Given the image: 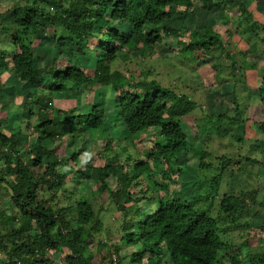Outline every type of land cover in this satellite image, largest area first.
<instances>
[{
    "label": "trees",
    "instance_id": "trees-1",
    "mask_svg": "<svg viewBox=\"0 0 264 264\" xmlns=\"http://www.w3.org/2000/svg\"><path fill=\"white\" fill-rule=\"evenodd\" d=\"M195 1L208 12L228 7L225 1L216 0H33L32 4H18L7 10L13 13L14 20L3 23L0 2V70L12 68V79L25 86L39 88L43 79L51 81L49 96L35 92L25 97L22 119L26 121L28 131L30 121H33L36 123L32 124L34 134L54 142L61 137L75 141L79 137L76 133L85 127L103 128L106 111L92 100L89 105L84 104L86 111L83 114H73L68 110L54 112L53 95L65 94L73 86L81 85L89 91L88 96L95 86L112 87L115 93L119 92L114 100L119 104L121 126L129 135L125 141L133 147L138 141L136 137L151 129L158 128L162 134L160 140L153 139L150 134L154 146L150 149L143 146L142 159L123 148L121 152L128 153L125 165L120 152L114 149V139L107 138L104 143L106 152H100V158H105L104 164L93 165V158L86 162V168H91L92 179L99 182L100 187L91 194L79 193L78 188L74 191L68 189L62 194L67 204L62 205L58 191L44 199L39 195V189L49 183L52 190L63 187L66 176L74 171L82 182L85 170L79 167V152L71 151L73 154L66 162L72 166L69 165L63 173H57L48 166L61 164L63 159L54 156L51 160L48 143L42 146L35 144L33 150L36 155H45L47 164L42 176H36L30 167L36 159L25 163L19 152L24 147L20 133L6 134L5 123L0 120V196L8 197L12 211L6 218L1 217L0 212V264H56L51 252H59L63 248L67 252L65 264H93L94 254L90 245L104 229L102 205L98 210L95 208L98 206L97 195H107L115 208L124 214L121 233L125 236L122 240L127 245L139 247L130 256L131 264H143L145 255L155 253L162 257L167 254L169 264H254L255 261L264 264V253L253 250L249 237L239 244L225 237L232 228L248 234L251 223L244 218L249 216V209L256 211L259 191H246L242 186L253 178L249 164L261 166L260 160L243 159L241 154L233 156L226 151L223 154L203 151L198 164L201 175L197 177L198 185L193 195L185 196L171 189L179 183L176 179L169 178L167 183L158 186L151 176L159 167L161 158L167 160L168 169L172 172L179 175L181 171L173 163L174 155L188 145V134L182 124L186 116L197 110L199 102L188 94L177 95L158 80L135 82L111 67L118 58L135 56L138 50L153 54L155 46L161 44L165 37H181L184 27L174 30L164 22L173 19L172 6L178 13L194 14ZM234 6L239 11L234 27L239 28L241 36H247L248 44L246 50L225 52L228 61L225 67L230 68V80L234 83V115L218 114L216 118L215 115H205L202 121L209 120L218 130V123L226 119L244 132L247 111L255 103L252 100L254 91L258 92V105L264 109V89L245 82L247 68L257 71L264 80V73L260 76L257 63L259 55L264 53V42H259L264 41V35H261L264 24L254 20L253 13L244 4ZM115 23H130L133 31L122 32L119 29L121 24L116 26ZM49 28L52 40L72 45L70 51L74 57L86 56L95 47L100 50L96 52V66L90 75L74 63L60 66L56 59L36 68L34 43L44 40L38 35L42 31L46 34L45 29ZM259 29H262L260 33ZM186 31L189 39H179L177 44L181 45L179 55L189 60L198 61L210 55L219 57L220 54L216 53L224 51L228 43L210 26H201L200 30L186 28ZM233 34L232 30H227L228 38ZM215 68L216 80L219 81L216 86L229 83V78L220 75V66ZM139 70L143 78L147 77L144 67ZM237 82L243 84L244 99L239 98ZM2 87L0 83V90ZM61 125H66V128L55 129ZM260 126L262 137L251 150L264 157V116ZM197 129L198 132L208 131L203 125H198ZM243 139L238 140L242 142ZM108 152L111 156L107 155ZM209 155L214 161H206ZM34 165L39 166L38 163ZM236 165H241L239 173L232 169ZM111 176L117 181L116 190L108 184ZM206 200L207 206L200 209L198 204ZM259 204L264 210V203ZM144 209H149L148 217L143 216ZM121 248L114 251L119 258Z\"/></svg>",
    "mask_w": 264,
    "mask_h": 264
},
{
    "label": "rangeland",
    "instance_id": "rangeland-1",
    "mask_svg": "<svg viewBox=\"0 0 264 264\" xmlns=\"http://www.w3.org/2000/svg\"><path fill=\"white\" fill-rule=\"evenodd\" d=\"M225 1L228 7L219 8L213 12H208L203 9L198 1H195L194 14H183L179 11L176 12V7H171L170 11L174 13V17L171 21H165L164 25L174 30L179 27H184L181 37L170 36L165 37L161 44H158L154 48L153 54L144 53L138 50L135 56L118 58L111 65L112 69L125 75L127 78L133 79L135 82L145 80H158L162 83V86L173 90L177 95L188 94L193 100H198L199 106L197 110L191 112L190 115L185 117L183 127L188 134V145L185 149L179 151L174 155L175 168H181L179 175L168 169L169 165L167 160L160 159L158 162L159 167L152 173L151 180L159 186V184L167 183L169 178L176 179L179 183L172 186L171 189L176 190L178 193H183L185 196H191L197 189V177L201 175V171H198L199 158L203 151H208L210 154H223L226 151L229 155H242L243 159L251 157L252 159H259L260 165L249 164V169L253 172V178H247V182L243 184L242 188L246 191H259V203H264V157H261L259 153L252 152V145L258 139L262 137V127L260 123L263 121L264 109L263 106L258 105L259 100L258 92L254 91L252 100L254 103L247 111V120L244 125L245 130L241 131L236 126L229 123L228 120H222L218 123L219 129L209 120L207 122L202 121L205 115L227 114L232 117L233 112V88L234 83L230 80V68L228 61H226V55L228 50L231 53H236L238 50H246L248 48L247 36H241L239 28L236 27L237 17L239 11L234 6L235 4H244L247 8L251 9L254 20L264 24V0H216ZM2 21L3 23L14 20L13 13H10L9 9H12L18 4L29 3L32 4L33 0H1ZM243 2V3H242ZM62 22H66L63 18ZM59 20V21H60ZM228 25H225V23ZM121 23H115L119 26ZM202 24V25H201ZM210 26L215 28L217 32H220L222 38L228 42L224 51L217 52L220 56H208L198 61L189 60L184 58L179 51L181 45L177 44L179 39L187 41L189 39L188 30H200L201 26ZM235 26V27H234ZM122 32L131 33L133 26L130 23H123L119 28ZM232 30L234 34L228 38L227 30ZM40 32L38 36H43L42 41H35L36 49V68H40L47 64L50 60L60 61V66H66L68 64H76L77 66L87 70V73H92L96 66V52H100L98 48H93L88 51L86 56L74 57L71 55L70 47L72 45L60 43L56 39L51 38V28L45 29ZM262 29H259V33ZM261 35H264L262 32ZM52 41H50V38ZM254 38V36L252 37ZM230 42V44H229ZM263 44L264 41H259ZM60 43V44H59ZM2 47V46H1ZM10 47L9 45L7 46ZM6 47V48H7ZM3 48V47H2ZM12 48V44H11ZM4 49V48H3ZM122 51V50H121ZM120 51V52H121ZM124 53V52H123ZM258 69H260V76L264 73V53L259 55ZM215 66H220V75L229 78V83H225L221 86H216L219 82L216 80ZM140 67H144L148 72L147 77L140 75ZM249 69V70H248ZM248 73L245 76V82L255 85L257 88L264 89V80L259 77L257 71H253L247 68ZM13 69L0 70V83L3 87L0 90V120L5 123L6 134L20 133L21 141L24 147L20 149V154L24 158L25 163L30 159L35 158L33 164H30L31 169L34 170L36 176H42L46 164L45 155H36L33 150L35 144L42 146L45 142L48 143V151L53 160L55 157L63 159V163L48 166V169L55 170V172L63 173L69 168L70 163L66 162V159L72 155L71 151L79 152V167L84 168L85 178L81 182L79 174L74 173L66 176L64 185L58 189H50L51 184L44 187H40L39 195L44 199L50 197L54 192L58 191L57 196L61 197L66 190L74 191L78 188V192L82 194H91L100 187V183L96 182L91 177V168H86V162L93 158V165L102 166L105 162V158H100V152H106L105 140L107 138L114 139V149L120 152L121 161L125 165L128 153H122L121 150L126 148L131 155L136 154L137 158H143V146L152 148L154 146L153 140L150 139V134L153 139L160 140L162 137L161 131L158 128L151 129L149 132L142 136L136 137L138 140L134 147L130 145L129 141H125L129 138L128 133L124 127L121 126L120 113L118 112V102L114 100L115 93L112 87H97L92 89V93L88 96V90H85L83 86H73L70 92L65 94L56 93L53 95V108L54 112L72 111L73 114H83L84 104L94 102L97 107H103L106 111L105 126L103 128L89 129L83 128L80 132H77L78 138L71 141H67L65 138L56 139V141H49L43 138H39L37 134H34V125L36 123L31 122L29 130H27L26 121L22 119L23 106L26 95L42 93L49 96L50 79H43V85L39 88L32 86H25L13 80ZM90 75V74H89ZM220 78H224L220 76ZM135 78L137 80H135ZM220 80V79H219ZM239 98L244 96L243 84L237 82ZM7 90L9 92H7ZM240 93V94H239ZM242 94V95H241ZM1 95H3L1 97ZM244 99V98H243ZM92 100V101H91ZM245 104H248L245 102ZM241 119V118H240ZM213 121V120H212ZM34 124V125H32ZM243 124V123H241ZM241 124H239L241 126ZM198 125H203L208 130L206 132H198ZM66 128V125L56 126V130H62ZM27 130V131H26ZM11 132V133H10ZM205 133V134H204ZM210 136L208 137L207 136ZM207 136V137H206ZM243 137L244 141L240 142L238 139ZM120 139V140H119ZM207 144V146H206ZM229 144V145H228ZM109 156L111 153L108 152ZM55 156V157H54ZM145 158V157H144ZM70 160V159H69ZM214 161L211 155L207 156L206 161ZM38 163L39 166L34 164ZM2 163L0 164V170L2 169ZM241 166V165H240ZM240 166L236 165L232 169L237 171ZM239 167V168H238ZM40 168H43L42 170ZM239 173V172H238ZM165 177L166 179H163ZM145 183H148V181ZM114 176L108 178V184L113 190L117 189V183ZM173 185V184H172ZM227 190V186L225 185ZM162 190V188H159ZM8 197L0 196V212L1 217L6 218L12 211L8 206ZM98 206L96 210L102 205L101 217L104 223V229L94 237L93 243L90 245V250L94 254L93 264H131L130 256L139 248L138 246H130L123 242L122 237L125 234L121 233L122 224L124 221V214L120 209H116L112 200L108 199L107 195H97ZM116 203V202H115ZM208 200L202 201L198 204L200 209H204L207 206ZM258 203L256 211L253 208L249 209V216L244 219L249 220L251 227L247 230L248 234L241 232L239 228H232L231 231L225 234V237L229 240H233L236 244L246 241L249 237V245L257 253H264V210ZM62 205L67 203L62 199ZM144 217H148L150 214L149 209L142 211ZM244 222H241V224ZM230 225V224H228ZM233 227V225H230ZM237 226V225H235ZM230 227V228H231ZM100 245V246H99ZM121 246L123 248H121ZM120 247V258L114 253L115 249ZM66 250L63 248L59 252H51L52 260L56 264H65ZM121 259H124L122 261ZM169 264L168 255L165 254L162 257L160 254L155 253L152 256L145 255L143 264ZM254 264H259L257 261Z\"/></svg>",
    "mask_w": 264,
    "mask_h": 264
},
{
    "label": "crops",
    "instance_id": "crops-1",
    "mask_svg": "<svg viewBox=\"0 0 264 264\" xmlns=\"http://www.w3.org/2000/svg\"><path fill=\"white\" fill-rule=\"evenodd\" d=\"M243 3V2H242ZM249 11H251V9H249ZM252 12V11H251Z\"/></svg>",
    "mask_w": 264,
    "mask_h": 264
}]
</instances>
